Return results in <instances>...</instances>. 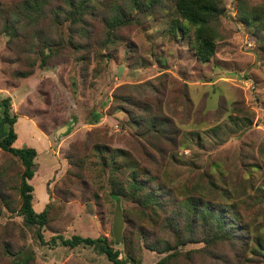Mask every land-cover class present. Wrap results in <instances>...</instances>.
Wrapping results in <instances>:
<instances>
[{"label":"rangeland","instance_id":"374dc122","mask_svg":"<svg viewBox=\"0 0 264 264\" xmlns=\"http://www.w3.org/2000/svg\"><path fill=\"white\" fill-rule=\"evenodd\" d=\"M1 1L18 9L13 18L28 30L24 33L28 39L21 44L16 39L7 41L0 32V98L9 97L10 112L15 115L17 137L12 145L31 146L36 152L35 175L28 180L34 189L33 209L39 212L48 204L51 219L40 229L42 240L49 243H40L36 226L25 225L15 212L17 207L11 212L1 206L0 239L8 240L19 253L31 254L28 264H112L92 245L70 247L58 239L53 244L52 236L101 237L118 251V257L125 255L140 224L141 208L119 198L121 227L117 231L115 226L118 235H114L109 163L103 165L98 153L87 150L81 178L60 182L68 168L64 152L91 132L89 139L107 150L106 161L118 148L130 152L140 164L145 154H151L155 171L178 186L188 180L205 181L208 178L202 173H212L209 176L236 196L242 218L259 228L264 240V33L248 30L237 18L238 0H222L220 22L227 31L206 62L194 57L187 37L170 31V21L177 17L171 10L120 30L121 43L100 49L95 45L102 32L94 22L88 27V47L69 55L64 44L59 49L64 54L41 66L35 44L43 37L52 38L56 43L51 48H58L56 39L66 40L67 22L52 25L48 7L36 22H29L17 8L22 0ZM247 1L264 4V0ZM77 56L82 58L77 60ZM28 59L33 62L30 73H17L30 69ZM125 97L145 102L150 113L165 117L176 145L155 140L147 130L140 133L126 109L133 107L143 121L149 114L125 104ZM5 129L0 120V137ZM157 146L166 152L160 154ZM117 164L122 166L121 161ZM19 169L17 159L0 150V175L8 183H13ZM125 180L121 177L122 185ZM123 239L127 244L121 243ZM201 246L202 242H190L177 249L186 252ZM217 247L218 252L230 254L225 246ZM163 254L142 246L133 252L138 264H156ZM5 256L8 260L0 257V264H10L14 257ZM254 258L246 264H264V254ZM194 259L203 260L198 255ZM203 264L220 263L209 259Z\"/></svg>","mask_w":264,"mask_h":264},{"label":"trees","instance_id":"16d2710c","mask_svg":"<svg viewBox=\"0 0 264 264\" xmlns=\"http://www.w3.org/2000/svg\"><path fill=\"white\" fill-rule=\"evenodd\" d=\"M44 7H48L52 25L58 26L67 22V37L66 40L61 36L56 39L60 43L56 49L51 48L56 43L55 40H50L52 38L43 37L39 44H35L34 52L38 56L39 66L52 57L64 54L59 50L64 48V44L68 47L69 55H75L88 47V27L94 22L100 24L102 32V37L96 40L95 45L100 49L108 43H121L124 36L119 33L120 30L174 10L177 17L170 21V31L173 33L178 30L182 36L188 38L194 57L200 62L210 59L215 43L227 31L220 22L224 11L222 0H22L17 8L29 22H36L43 14ZM16 10L18 9L12 3L0 0V32L7 36V41L16 39L21 44L28 39L27 34H24L28 30H24L17 19L13 18L18 14ZM236 16L248 30L264 33V4L238 0ZM34 33L40 39L36 30ZM262 45L264 47V38ZM81 58L82 56H77L76 59ZM27 61L30 69L17 73H30L33 62L30 59ZM122 99L130 107L134 106L149 114L146 121H143L133 107L131 110L126 109L140 133L142 129L147 130L148 134L154 135L155 140L162 139L168 145H176L173 138L175 134L167 131L168 121L165 117L150 113V105L145 102L131 97ZM0 120L6 127L0 137V150L15 157L20 164L12 184L7 182L4 175H0V207L4 206L11 212L13 207H17L15 212L22 216L23 223L35 225L37 239L40 243L47 244L49 241L42 240L40 229L51 219L49 206L46 204L41 211H34V203L31 204V191L33 193L34 189L28 183L35 175L33 159L36 152L31 146L12 145L17 133L13 127L15 115L10 112L8 96L0 98ZM90 133L81 142L70 143L64 152L68 168L60 182L69 183L72 179L81 178V161L86 151L98 153L102 164L109 163L111 170L108 195L115 203L119 198H125L138 205L141 208L138 214L140 224L123 257H118V251L112 249L101 237L72 235L64 239L61 236H52L49 239L51 243H56L55 239H58L62 245L70 247L80 243L92 245L112 264H126V261L138 264L133 252L139 251L141 246L150 251L164 253L157 259L156 264H203L209 259L212 263L246 264L252 258L264 254V240L260 229L242 218L235 203L236 196L209 176L212 173H202V177L208 178L205 181L188 180L186 184L178 186L166 174L155 171L152 167L155 158L151 154H145V160L140 164L130 152L118 148L113 150V154L106 161L104 156L108 154L107 150L99 149L102 144L90 140ZM156 151L160 154L166 152L159 146ZM119 161L122 166L117 164ZM126 169L129 171L127 176ZM121 177L126 179L123 185L120 182ZM190 242H202V246L186 252L177 249L178 246ZM121 243L127 244L125 239ZM218 245L225 246L230 254L218 252ZM5 254L14 256L9 260L10 264H28L32 260L31 254L13 250L10 242L1 238L0 257L7 259ZM196 255L202 256L203 260H195Z\"/></svg>","mask_w":264,"mask_h":264},{"label":"water","instance_id":"95a60500","mask_svg":"<svg viewBox=\"0 0 264 264\" xmlns=\"http://www.w3.org/2000/svg\"><path fill=\"white\" fill-rule=\"evenodd\" d=\"M112 222H113L112 228L114 229V235H118L117 232H115V226H116V230L118 231L121 227V216H120V209H119L117 202L115 203V206H114Z\"/></svg>","mask_w":264,"mask_h":264}]
</instances>
